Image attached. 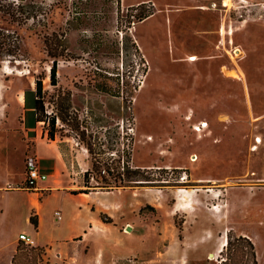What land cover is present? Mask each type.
Masks as SVG:
<instances>
[{
    "label": "rangeland",
    "instance_id": "obj_1",
    "mask_svg": "<svg viewBox=\"0 0 264 264\" xmlns=\"http://www.w3.org/2000/svg\"><path fill=\"white\" fill-rule=\"evenodd\" d=\"M11 3L17 20L11 15ZM3 5L0 36L3 31L15 32L19 51L16 57L0 60V170L10 169L16 179L23 173L24 178L26 158H38L37 143H51L70 157L78 149L88 160L89 183L80 189H133L131 207L145 203L142 207L150 204L155 210H139L138 221L145 223L149 237L135 245L138 251L117 264H264V220L255 218L257 211L245 204L255 195L254 190H228L260 183L241 174L264 170V114L255 113L253 103L250 110L231 119L233 125L225 132L232 152L229 158L234 162L230 183L198 185L189 182L183 170L138 164L160 162L166 146L174 143L173 134L162 139L158 81L162 57L154 56L151 63L142 50L138 39L142 24L135 16L141 9L156 13L157 0L141 4L133 0H0ZM162 9H171L176 15L166 19L174 28L176 42L197 50L187 55L191 61L198 56L192 53H211L217 70L230 74L232 84L237 75L246 74L248 98L255 96L258 84L252 80L256 75L264 77V0H162ZM149 31L146 41L155 43L156 33L152 28ZM155 51L162 52L159 40ZM54 60L55 84L50 71ZM38 81L42 83L38 109L42 120L30 131L25 125L28 105L25 99L19 105L17 98L21 93L25 97V92L28 99L34 98ZM232 91L240 90L236 86ZM228 119V115L218 114L217 120ZM198 121L193 131L201 139L208 133L207 128L202 129L208 122ZM119 173L130 181L116 182ZM181 175L187 176L184 182ZM104 177L120 186L102 187ZM181 188L191 193L185 196L186 192H179ZM197 193L200 199H196ZM183 197L192 199L189 209L193 210L188 213L178 204ZM17 202L13 193L0 195V244L25 228L18 209H11L9 221L1 213L2 208ZM246 230L255 233L247 237L243 235ZM242 237L249 238L254 249ZM225 239L229 243L224 246ZM35 246L20 242L23 261L15 257L13 264H85L78 252L87 250L79 242L69 253L76 259L53 263L50 252L34 250ZM104 252L105 261L115 259L109 257L108 247ZM8 256L5 247L0 264H8Z\"/></svg>",
    "mask_w": 264,
    "mask_h": 264
},
{
    "label": "crops",
    "instance_id": "obj_2",
    "mask_svg": "<svg viewBox=\"0 0 264 264\" xmlns=\"http://www.w3.org/2000/svg\"><path fill=\"white\" fill-rule=\"evenodd\" d=\"M133 1L135 4H141L149 0ZM157 1V12L139 22L142 25L139 26L138 39L151 63L154 56L162 57V75L158 77L162 96V139L173 134L174 143L166 146L167 153L162 154L160 162L154 160L138 164L148 168L162 166L166 169L183 170L188 175V181L198 185L230 183L234 162L229 158L232 152L228 150L229 139L226 138L225 132L233 125L231 119L245 113L248 108L250 110L252 103L255 113L264 114V77L256 75L252 80V83L258 85L255 84V96L248 98L251 93L247 91L246 74L237 75L238 79L232 84V77L228 76L230 74L217 70V60L211 53H192L198 56L195 61H191L187 55L197 50L181 47L176 42L174 28L166 21L176 15L174 16L171 9H162V0ZM149 28L156 33L155 43L146 41ZM158 40L162 52L157 54L155 49L158 47ZM236 86L240 91H232ZM28 102L25 117L28 113L30 124L25 125L32 131L37 129L33 114V96H30ZM187 113H192V116L186 119L183 116ZM218 114L228 115L229 119L221 122L217 120ZM169 119H173V122ZM201 119L207 120L208 126L202 129L207 128L208 133L199 139L193 127ZM75 151L70 157L63 150L52 147L51 143H37L35 152L40 168L47 173L48 178L39 181L34 188L24 186L26 172L24 178L22 173L20 178L16 179L10 169L0 170V195L2 192L13 193L18 200L16 204L11 203L2 208L1 213L7 215L6 220L9 221L11 209H18L21 212L20 221L25 225L18 235L0 244V253L7 247L8 264H13L15 257H20V261H23V252L19 248L20 242H24L19 239L22 233L34 239V250L45 249L50 252L52 263L53 260L58 262L63 258L76 259L69 256V253L75 243L79 242L87 250L84 253L78 252V259H83L85 264H117L120 260L128 258V254L138 251L135 245L142 242L144 237H149L145 223L138 221L139 210L145 203L131 207L134 201L133 189L97 188L98 190L88 192L80 189L86 185L83 175L89 170V163L80 150ZM241 175L244 178L255 177L260 183L231 186L228 190L244 187L253 189L255 195L245 204L249 209L257 211L255 218L261 217L264 220V170ZM257 196H260L261 200L254 203ZM196 199H200L198 193ZM178 200L180 207L184 208L181 210L186 213L193 210L189 209L191 198L183 197ZM172 207H168V210ZM58 211L60 219L56 215ZM102 213L111 217L114 222H104L100 217ZM31 217L35 224L31 222ZM252 231L246 230L243 235L252 237L251 233H255V230ZM171 236H174L173 233ZM106 247L111 251L109 257L115 258L109 262L105 261ZM258 251L261 253L259 248ZM43 257L46 258L47 254Z\"/></svg>",
    "mask_w": 264,
    "mask_h": 264
},
{
    "label": "trees",
    "instance_id": "obj_3",
    "mask_svg": "<svg viewBox=\"0 0 264 264\" xmlns=\"http://www.w3.org/2000/svg\"><path fill=\"white\" fill-rule=\"evenodd\" d=\"M3 7H4V5L0 6V11H4ZM9 7L11 9L12 17L16 18L14 5L11 3V4H9ZM8 12H10V11H8ZM151 14L152 13H151L150 10L146 11V10L141 9V10H139L138 13H136L135 16L141 21V20L145 19L146 17L150 16ZM16 20H17V18H16ZM18 51H19V39H18V36L15 35V32H13V31H11V32L9 31L8 33L4 32V31L1 32V36H0V60L3 59L4 56H14V57H16ZM53 56L55 58L57 57L56 55H53ZM56 67H57L56 60H54V64L50 68L51 75L54 78L53 79L54 84H55ZM41 92H42V83H41V81H38L37 82V89L34 92L35 97H34V104H33V107H34L33 114L35 115V117H34V121L35 122H37L39 120H42L41 117L38 116V109H39L40 104H41V101L39 99L40 98L39 96L41 95ZM25 101H26V104L28 105L29 104V102H28V94L26 92H25ZM25 118H26L25 119V124L29 126L30 121H29V118H28V113H26V117ZM52 124H54V118H52ZM50 138L53 139V132L50 133ZM161 169H165V168H161ZM175 170H179V169H175ZM89 174H90V171L87 170L85 175H84L86 185H88V183H89V179H88ZM109 174H111V173H109ZM115 179L117 180L116 182H118V180H120L121 182L130 181L129 178L126 179V180L123 179L120 176V173L116 176ZM103 180L106 183V185H102V187H107L108 188L110 186H117V187L120 186L117 183L114 184V185L110 184V182L107 181V179L105 177L103 178ZM84 191L88 192V190H84ZM145 208H150L151 210H155L154 206H152L150 204H147L144 207H141L140 213ZM100 217H101V219L104 222H108V223L114 222V220L111 217H109L108 215H106V214L102 213V214H100ZM31 222L35 224V221L33 220V217H31ZM242 238H244V240H246L250 244L251 248L254 249L253 243H252V241L249 238H247V237H242ZM254 264H257V263H255V261H254Z\"/></svg>",
    "mask_w": 264,
    "mask_h": 264
},
{
    "label": "built area",
    "instance_id": "obj_4",
    "mask_svg": "<svg viewBox=\"0 0 264 264\" xmlns=\"http://www.w3.org/2000/svg\"><path fill=\"white\" fill-rule=\"evenodd\" d=\"M25 170H26V179L24 186L27 188H34L39 181L46 180L48 175L46 172L42 171L40 168L39 159L35 156H28L25 160ZM181 181H185L187 178L186 175H181ZM56 215L60 219L59 211L56 212ZM19 239L24 241L26 244L34 246L35 241L30 236L22 233L19 235Z\"/></svg>",
    "mask_w": 264,
    "mask_h": 264
},
{
    "label": "bare ground",
    "instance_id": "obj_5",
    "mask_svg": "<svg viewBox=\"0 0 264 264\" xmlns=\"http://www.w3.org/2000/svg\"><path fill=\"white\" fill-rule=\"evenodd\" d=\"M3 71H5V72L8 73V69H7V71H6V69L4 68ZM9 73H10V72H9ZM19 74H21V73H19ZM0 97H1V90H0ZM24 99H25L24 94L21 93V94L18 96V98H17V102L19 103V105H23V104H24ZM200 127L202 128V126H199L198 129H199ZM182 190H183L184 192H186L185 196H186V195H189V194L191 193L190 190L187 191V190H185V189H183V188L179 189V192H182ZM224 242H226V243H224L223 245H224V246L227 245V244H228V239H225ZM220 250H221V249H220ZM211 256H212V258H213V257H214V254L211 255Z\"/></svg>",
    "mask_w": 264,
    "mask_h": 264
}]
</instances>
